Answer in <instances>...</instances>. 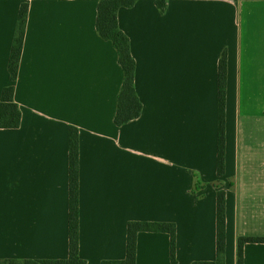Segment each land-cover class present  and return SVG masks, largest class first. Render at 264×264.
<instances>
[{"label":"crops","instance_id":"crops-1","mask_svg":"<svg viewBox=\"0 0 264 264\" xmlns=\"http://www.w3.org/2000/svg\"><path fill=\"white\" fill-rule=\"evenodd\" d=\"M156 1L118 10L143 104L138 118L118 126L124 74L112 42L97 31L100 0H0V99L13 83L21 111L19 127L0 128V260L69 256L71 127L79 130V251L87 264L124 260L130 221L175 223L179 264L214 261L220 188L225 264H237L239 237H264V0H166L164 13ZM24 2L12 82L8 64ZM170 248L169 233L140 231L136 264H172ZM243 253L244 264H264V242H247Z\"/></svg>","mask_w":264,"mask_h":264},{"label":"trees","instance_id":"trees-1","mask_svg":"<svg viewBox=\"0 0 264 264\" xmlns=\"http://www.w3.org/2000/svg\"><path fill=\"white\" fill-rule=\"evenodd\" d=\"M136 0H100L96 27L98 34L111 41L118 53L123 70V82L117 100L115 123L121 126L138 118L143 104L136 92V61L132 55L130 40L118 23V10L131 7ZM160 11L167 8L166 0L156 1ZM29 4L24 2L19 11L16 33L10 58L9 72L12 82L17 79L20 59L23 51L27 26ZM15 85L12 83L3 88L0 99V128H17L21 123V111L14 99ZM226 98H227V54L222 53L219 61V136L217 173L225 174L226 159ZM79 130L71 127L69 131V256L64 259L0 260V264H87L80 257V213H79ZM216 185L220 187L218 181ZM199 183L196 184V187ZM217 256L214 261H200L192 264H225L226 260V191L220 188L217 192ZM140 231L167 232L171 239V263L179 264L177 259V232L175 223L130 221L127 231L126 258L121 261H105L104 264H136V243ZM247 242H264V237H239L237 243V264H244L243 247Z\"/></svg>","mask_w":264,"mask_h":264}]
</instances>
